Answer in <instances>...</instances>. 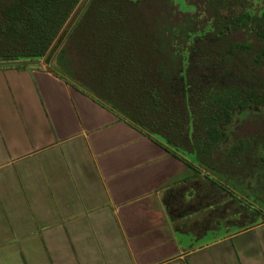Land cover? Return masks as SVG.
I'll use <instances>...</instances> for the list:
<instances>
[{"label": "crops", "instance_id": "crops-1", "mask_svg": "<svg viewBox=\"0 0 264 264\" xmlns=\"http://www.w3.org/2000/svg\"><path fill=\"white\" fill-rule=\"evenodd\" d=\"M33 65L0 64V264H264V222Z\"/></svg>", "mask_w": 264, "mask_h": 264}, {"label": "trees", "instance_id": "trees-1", "mask_svg": "<svg viewBox=\"0 0 264 264\" xmlns=\"http://www.w3.org/2000/svg\"><path fill=\"white\" fill-rule=\"evenodd\" d=\"M183 1L0 0V64L41 59L167 152L193 153L199 168L170 151L202 170L201 197L216 188L262 223L264 0ZM249 117L258 128L233 134Z\"/></svg>", "mask_w": 264, "mask_h": 264}, {"label": "rangeland", "instance_id": "rangeland-1", "mask_svg": "<svg viewBox=\"0 0 264 264\" xmlns=\"http://www.w3.org/2000/svg\"><path fill=\"white\" fill-rule=\"evenodd\" d=\"M181 1L183 3V4L180 5L181 10L188 11V10L191 9V7L189 5H186L183 0H181ZM78 12H79V9H76V11L74 12V14L77 16ZM76 16L74 17V20H75ZM41 62H42V60H41ZM200 80H201V77H200ZM250 120H251V118L249 117V119H247V120L245 119V120L241 121L240 124H239V126H238V128L235 129V131L233 132V134H237V135L239 134V135H246V136H248L250 133H252L253 131H255L258 128V126H256L257 124H253ZM180 153L187 160H189V161L195 159L194 154L191 153V152H189V151H180ZM246 162H247V165L250 164V160L247 159L246 161H244V163H246ZM234 198L235 199H238V196L237 195H234ZM218 200H222V197L218 198ZM247 204H248L247 207H248V209L250 211L252 210L253 206H256L253 203L250 205V200H248ZM235 205L236 204L234 203L233 208L235 207ZM232 209H231V211L233 212ZM231 223H232V221H231ZM233 224H234V222H233ZM220 226H222V228L220 229V232H219L221 234L223 232V222H221V221H220ZM230 228H233V227H230ZM261 231L264 234V227L261 229Z\"/></svg>", "mask_w": 264, "mask_h": 264}, {"label": "water", "instance_id": "water-1", "mask_svg": "<svg viewBox=\"0 0 264 264\" xmlns=\"http://www.w3.org/2000/svg\"><path fill=\"white\" fill-rule=\"evenodd\" d=\"M84 1H85V0H82L80 6L82 5V3H83ZM75 16H76V15L73 14L72 17L69 19V21H68V23H67V25H66V28H67V29H68V28L70 27V25L72 24V22H73ZM25 63L35 64V63H37V61H36V60H33V61H25Z\"/></svg>", "mask_w": 264, "mask_h": 264}, {"label": "flooded vegetation", "instance_id": "flooded-vegetation-1", "mask_svg": "<svg viewBox=\"0 0 264 264\" xmlns=\"http://www.w3.org/2000/svg\"><path fill=\"white\" fill-rule=\"evenodd\" d=\"M234 174H236V173H235L234 170H232L231 173H230V175H232L233 177L231 176L230 178L234 180V181H232V182L235 184V183H237V182L235 181L236 177H234ZM216 181H217L219 184L224 185V183H223L222 180H216ZM220 215H221V214H220Z\"/></svg>", "mask_w": 264, "mask_h": 264}]
</instances>
